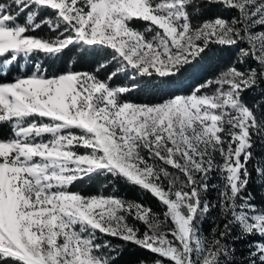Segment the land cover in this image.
<instances>
[{"label": "snow or ice", "instance_id": "snow-or-ice-1", "mask_svg": "<svg viewBox=\"0 0 264 264\" xmlns=\"http://www.w3.org/2000/svg\"><path fill=\"white\" fill-rule=\"evenodd\" d=\"M0 264H264V0H0Z\"/></svg>", "mask_w": 264, "mask_h": 264}, {"label": "trees", "instance_id": "trees-1", "mask_svg": "<svg viewBox=\"0 0 264 264\" xmlns=\"http://www.w3.org/2000/svg\"><path fill=\"white\" fill-rule=\"evenodd\" d=\"M21 63H23V61H22ZM129 195L135 197V196H136V192H135V191H130V192H129ZM148 199H150V198L145 197V200H146V201H147ZM144 255H148V254H147V253H144Z\"/></svg>", "mask_w": 264, "mask_h": 264}]
</instances>
